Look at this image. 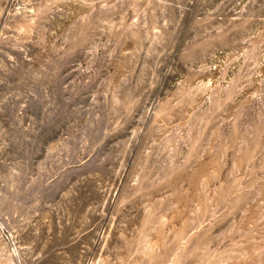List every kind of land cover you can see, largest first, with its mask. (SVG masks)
Wrapping results in <instances>:
<instances>
[{
  "label": "rangeland",
  "instance_id": "rangeland-1",
  "mask_svg": "<svg viewBox=\"0 0 264 264\" xmlns=\"http://www.w3.org/2000/svg\"><path fill=\"white\" fill-rule=\"evenodd\" d=\"M0 264H264V0H0Z\"/></svg>",
  "mask_w": 264,
  "mask_h": 264
}]
</instances>
